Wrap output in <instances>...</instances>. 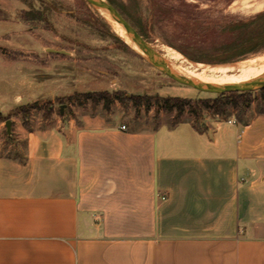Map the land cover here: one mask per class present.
Here are the masks:
<instances>
[{
    "label": "crops",
    "instance_id": "0c3cea01",
    "mask_svg": "<svg viewBox=\"0 0 264 264\" xmlns=\"http://www.w3.org/2000/svg\"><path fill=\"white\" fill-rule=\"evenodd\" d=\"M16 72L0 62L7 118ZM231 110L11 117L24 148L0 155V264H264V112Z\"/></svg>",
    "mask_w": 264,
    "mask_h": 264
},
{
    "label": "rangeland",
    "instance_id": "374dc122",
    "mask_svg": "<svg viewBox=\"0 0 264 264\" xmlns=\"http://www.w3.org/2000/svg\"><path fill=\"white\" fill-rule=\"evenodd\" d=\"M104 1L113 3L136 29L143 27L149 36L148 43L173 70L178 66L193 71L213 70V67H226L264 55L263 45L253 55L224 63L228 59L225 44L235 35H225L211 23L250 19L264 12H239L235 3L240 0ZM24 13L29 20H24ZM124 40L114 31L103 11L85 0H0V62L17 67L18 85L11 89L24 100L8 116L9 120L17 117L18 109L23 106L28 111V123L32 115L44 119L53 114L61 116L64 106L63 115L71 117L115 115L125 122L155 126L191 119L199 123L202 114L195 117L190 108L212 102L219 95L171 80L138 54L132 43L131 47ZM50 50L68 54L59 55ZM169 50L180 60L173 63L165 59L164 54ZM29 75H33L31 84L30 80H25ZM103 92L140 97L143 104L135 107L127 101H116L106 107L104 102L95 105L91 99L82 97ZM0 97L2 109L9 103L5 101L7 94ZM144 98L152 100L149 106ZM176 98L188 103L181 115L164 108L166 100ZM249 98L254 101L251 107L257 113L264 112L260 89L252 91ZM244 111L232 109L230 113L242 117ZM3 123L0 155L21 154L24 142L9 135L6 122Z\"/></svg>",
    "mask_w": 264,
    "mask_h": 264
},
{
    "label": "trees",
    "instance_id": "16d2710c",
    "mask_svg": "<svg viewBox=\"0 0 264 264\" xmlns=\"http://www.w3.org/2000/svg\"><path fill=\"white\" fill-rule=\"evenodd\" d=\"M112 6L113 3H109ZM116 8V7H115ZM24 20H29L27 14H23ZM127 20V19H126ZM128 21V20H127ZM129 22V21H128ZM215 28L219 29L225 35H235L233 39L226 43V48L228 52L226 57L228 58L224 63H232L238 59L253 55L258 52V48L264 45V12L245 20H221L214 21L211 23ZM135 28V27H134ZM136 29V28H135ZM138 33L145 39L148 40L149 36L143 27H138L136 29ZM262 93V102L264 103V88L260 89ZM251 92L245 93H227L219 95V97L212 102L206 101L201 104L200 107L190 108V113L195 115V117H200L202 111H209L213 115L226 116L228 109H249L254 101L249 98ZM84 98L91 99L95 105L101 102L109 107L116 101L124 103L125 101L133 103L135 107L142 106V100L140 97H123L122 94H109L108 92L85 94L82 96ZM147 101L148 106L151 104L150 98H144ZM108 105V106H107ZM188 103L186 100L182 99H168L165 101V110L172 112L177 111L178 114L185 112ZM149 108V107H148ZM23 117L24 125H28V111L26 107H20L18 109ZM9 118L3 117L0 114V121L6 122Z\"/></svg>",
    "mask_w": 264,
    "mask_h": 264
},
{
    "label": "bare ground",
    "instance_id": "6f19581e",
    "mask_svg": "<svg viewBox=\"0 0 264 264\" xmlns=\"http://www.w3.org/2000/svg\"><path fill=\"white\" fill-rule=\"evenodd\" d=\"M238 6L239 12L243 13H257L264 10V0H240L235 3ZM103 14L110 21L114 31L121 37L125 38V42L131 46L133 44L134 49L138 54L146 56L145 53L131 40V38L126 33L125 29L115 20H113L106 12ZM122 39V38H121ZM132 47V46H131ZM165 59H168L171 62H177L180 60V57L173 53L171 50L167 52ZM260 55V54H259ZM168 63V62H167ZM183 64V63H182ZM168 66L171 67V64L168 63ZM187 66V65H186ZM185 66V67H186ZM215 69L209 70L204 69L201 71H192L183 68L182 66L176 67L174 71L182 75L183 77L190 78L196 82L203 84L215 85V86H231L237 84H244L260 77L264 76V55L251 58L245 62H239L234 65L226 67H213ZM173 70V69H172ZM209 70V71H206Z\"/></svg>",
    "mask_w": 264,
    "mask_h": 264
},
{
    "label": "water",
    "instance_id": "95a60500",
    "mask_svg": "<svg viewBox=\"0 0 264 264\" xmlns=\"http://www.w3.org/2000/svg\"><path fill=\"white\" fill-rule=\"evenodd\" d=\"M90 5L106 12L113 20L118 22L126 31L128 36L131 40L145 53V57L147 60L162 74L170 78L171 80L184 85L191 87L195 90L201 92H208L212 94L222 95L227 93H245V92H252L257 89L264 88V76L253 81L244 83V84H237L231 86H215L209 84H203L200 82H196L190 78L183 77L176 71L172 70L171 67L168 66V63L162 58L145 40L138 31L121 15V13L111 4L104 0H85ZM52 53L59 54V55H67V52L64 51H56L50 50ZM61 114H64V106L61 108ZM7 133L9 135L12 134V122L11 120L6 121Z\"/></svg>",
    "mask_w": 264,
    "mask_h": 264
},
{
    "label": "built area",
    "instance_id": "2783aa9c",
    "mask_svg": "<svg viewBox=\"0 0 264 264\" xmlns=\"http://www.w3.org/2000/svg\"><path fill=\"white\" fill-rule=\"evenodd\" d=\"M235 121H229V124H235ZM123 130H126V126H122ZM162 200H165V198H162Z\"/></svg>",
    "mask_w": 264,
    "mask_h": 264
}]
</instances>
